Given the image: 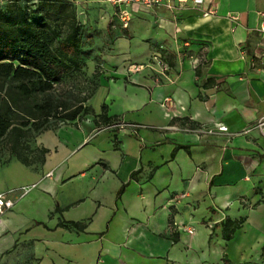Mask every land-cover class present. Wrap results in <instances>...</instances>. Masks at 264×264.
I'll use <instances>...</instances> for the list:
<instances>
[{"label": "crops", "instance_id": "0c3cea01", "mask_svg": "<svg viewBox=\"0 0 264 264\" xmlns=\"http://www.w3.org/2000/svg\"><path fill=\"white\" fill-rule=\"evenodd\" d=\"M71 1L87 32L74 82L88 109L0 163V192L34 184L0 215V264H264V0H215L210 16L190 2L134 6L126 27L117 9L105 23L102 6L117 8L105 0ZM185 40L205 46L204 63L178 58ZM160 45L167 77L127 71ZM117 117L141 126H109Z\"/></svg>", "mask_w": 264, "mask_h": 264}, {"label": "trees", "instance_id": "16d2710c", "mask_svg": "<svg viewBox=\"0 0 264 264\" xmlns=\"http://www.w3.org/2000/svg\"><path fill=\"white\" fill-rule=\"evenodd\" d=\"M84 33L71 0L0 5V157L7 152L24 159L28 138L51 119H72L88 109L86 97L58 88L82 66Z\"/></svg>", "mask_w": 264, "mask_h": 264}, {"label": "built area", "instance_id": "2783aa9c", "mask_svg": "<svg viewBox=\"0 0 264 264\" xmlns=\"http://www.w3.org/2000/svg\"><path fill=\"white\" fill-rule=\"evenodd\" d=\"M112 5H115L117 7V15L120 20V24L123 27H126L128 25L130 16H131V10L134 6H139L143 8H148L154 5H160L163 4L169 8L175 6V2L178 5L184 4L186 2H190L192 7L196 8L202 16H210L216 13L217 10V1L215 0H105ZM78 13L81 16H85L84 9L78 10ZM232 18H236L237 14L233 13L230 14ZM81 25L84 26L85 21L84 19L80 22ZM260 30L264 33V25L260 26ZM189 45L188 41H182L181 45H178L177 50V56L181 59H187L190 66L192 68L197 67L199 64H202L206 61V54H205V46L199 47L196 51L189 52L186 48V46ZM163 48L162 45L159 46V49H156L151 52L149 60L147 62H129L127 64V71L128 72H136L140 71L145 67H150L153 71L154 75V81L160 82V76H168L170 64L164 57V55L161 53V49ZM98 65L100 68H103V63L100 61L98 62ZM67 83V82H66ZM65 83V84H66ZM63 85V83L61 84ZM170 99V96H165L163 98V102L161 105L164 104L167 100ZM61 121H70V119H60ZM109 126H117L120 128H126V127H132L135 128L137 126H141V124L138 123H131V122H125L121 117H117L113 120V122ZM257 126L261 128L262 131H264V116L259 120L257 123ZM183 130L187 131H193L196 133H203V134H212V133H223L227 136V139H229L234 133L230 131L227 127V125L221 121H213L210 124H193L190 121H187L184 123ZM250 130V128H247L245 131ZM34 184H25L21 185L15 189H8L5 191L0 192V215L3 213V211L6 208L11 207L14 204V197L10 195L13 191L18 192L19 196L24 195L30 187H32ZM191 231V230H190Z\"/></svg>", "mask_w": 264, "mask_h": 264}, {"label": "rangeland", "instance_id": "374dc122", "mask_svg": "<svg viewBox=\"0 0 264 264\" xmlns=\"http://www.w3.org/2000/svg\"><path fill=\"white\" fill-rule=\"evenodd\" d=\"M8 0H0V5H3L5 2H7ZM112 7H113V5H112ZM114 8V7H113ZM116 9L117 8H114V9H112L110 12H108L107 11V9L104 7V6H102V10H101V14H105V23L108 21V19H109V17H108V14H109V16H115L116 14H115V12H116ZM130 20V19H129ZM121 25V24H120ZM122 26V25H121ZM123 27V26H122ZM90 32V31H89ZM91 33V32H90ZM99 34L101 35L102 33L101 32H99ZM92 35H93V33H92ZM98 35V34H97ZM85 36H87V34L86 33H84V36H83V39H84V37ZM104 37H105V39H104V41H106V45L107 46H109V47H111V48H114V45H112L111 43H110V39L108 38V36H107V32L104 34ZM58 88H59V90H64L65 92H67V93H69V95L70 96H78V97H81L83 94V92L85 91L84 89V86L83 85H78V84H75V82H74V79H70V80H68L67 81V83L65 84V83H63V85H60V86H58ZM72 120V119H71ZM0 150H2V149H0ZM15 157H17L15 154H9V153H5V154H3L1 157H0V163L2 162V163H4V164H6L7 162H9L11 159H15ZM16 177H18V176H16ZM20 186V185H19ZM18 186V187H19Z\"/></svg>", "mask_w": 264, "mask_h": 264}]
</instances>
